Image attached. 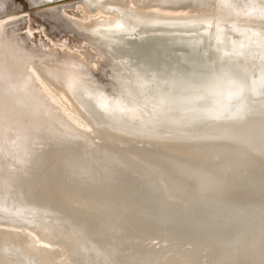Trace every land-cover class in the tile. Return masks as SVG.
Returning a JSON list of instances; mask_svg holds the SVG:
<instances>
[{
	"label": "bare ground",
	"instance_id": "1",
	"mask_svg": "<svg viewBox=\"0 0 264 264\" xmlns=\"http://www.w3.org/2000/svg\"><path fill=\"white\" fill-rule=\"evenodd\" d=\"M27 1L84 45L0 0V264H264V0Z\"/></svg>",
	"mask_w": 264,
	"mask_h": 264
},
{
	"label": "rangeland",
	"instance_id": "2",
	"mask_svg": "<svg viewBox=\"0 0 264 264\" xmlns=\"http://www.w3.org/2000/svg\"><path fill=\"white\" fill-rule=\"evenodd\" d=\"M69 1H72L71 6H65L62 8L63 14L61 15L63 18L68 20L72 17H82L83 14L78 7V3H75L76 0ZM12 2L17 6V8L15 12L9 14L23 16L20 20V25H24V30L29 34H32L30 37L32 40H36V42L41 40L43 42V40H45L44 42H50L51 46L59 50L64 48L76 50L83 47V39H81V37L77 35L73 29L65 26L61 23V21H57L52 18L48 9H46L48 7L47 5L33 7L28 4L27 0H12ZM74 32L76 34H74Z\"/></svg>",
	"mask_w": 264,
	"mask_h": 264
}]
</instances>
